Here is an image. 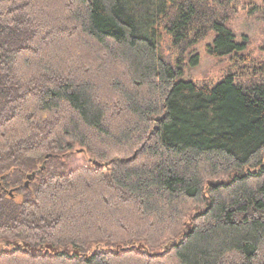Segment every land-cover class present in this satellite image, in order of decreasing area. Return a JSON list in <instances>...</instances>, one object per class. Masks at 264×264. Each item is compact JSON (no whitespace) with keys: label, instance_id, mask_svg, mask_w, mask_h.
Masks as SVG:
<instances>
[{"label":"trees","instance_id":"16d2710c","mask_svg":"<svg viewBox=\"0 0 264 264\" xmlns=\"http://www.w3.org/2000/svg\"><path fill=\"white\" fill-rule=\"evenodd\" d=\"M239 5L0 0V264H264V59ZM210 37L225 75L184 79Z\"/></svg>","mask_w":264,"mask_h":264},{"label":"rangeland","instance_id":"374dc122","mask_svg":"<svg viewBox=\"0 0 264 264\" xmlns=\"http://www.w3.org/2000/svg\"><path fill=\"white\" fill-rule=\"evenodd\" d=\"M247 1L242 0V5H239L238 13L232 21V28L237 35L238 41H242L243 36H248L250 41L248 50L254 57L264 59V7L261 8L264 0H253V5L256 6L252 12H249L250 6L246 7V4L244 5ZM212 41L213 37L206 39L193 51L199 55L198 64L194 65L190 62V57L186 58L184 79L213 84L221 80L225 75L229 60L227 58L213 57L207 52L206 45L212 43ZM170 54L168 52L169 56ZM73 151L74 155L70 162L71 167H77L89 162L90 154L85 148L75 144ZM15 197L20 199L21 195L16 194Z\"/></svg>","mask_w":264,"mask_h":264},{"label":"water","instance_id":"95a60500","mask_svg":"<svg viewBox=\"0 0 264 264\" xmlns=\"http://www.w3.org/2000/svg\"><path fill=\"white\" fill-rule=\"evenodd\" d=\"M209 184H210V185H213V182H209ZM26 185H28V182L26 183ZM26 247H28V245H26ZM47 249H52V250H54L53 246H51V245H47ZM31 250L33 251L34 249L31 248Z\"/></svg>","mask_w":264,"mask_h":264}]
</instances>
